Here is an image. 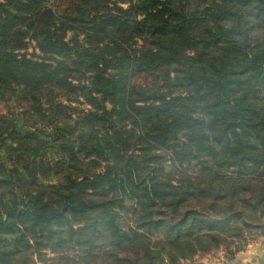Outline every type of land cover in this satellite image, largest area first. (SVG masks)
<instances>
[{
  "label": "trees",
  "instance_id": "1",
  "mask_svg": "<svg viewBox=\"0 0 264 264\" xmlns=\"http://www.w3.org/2000/svg\"><path fill=\"white\" fill-rule=\"evenodd\" d=\"M0 108V264L217 248L264 214V0H0Z\"/></svg>",
  "mask_w": 264,
  "mask_h": 264
},
{
  "label": "rangeland",
  "instance_id": "2",
  "mask_svg": "<svg viewBox=\"0 0 264 264\" xmlns=\"http://www.w3.org/2000/svg\"><path fill=\"white\" fill-rule=\"evenodd\" d=\"M34 45L35 42L30 43L28 52L33 51ZM0 110L3 111L2 108ZM166 171H172L169 164H166ZM173 174L179 176L177 173ZM262 213L258 211L254 219L252 217L254 228L242 226L241 233L226 235L224 245L206 252L200 251L191 258L178 260L176 264H261L264 260V214ZM158 237L155 236L152 240H157ZM159 264H170V261L165 257L164 262Z\"/></svg>",
  "mask_w": 264,
  "mask_h": 264
},
{
  "label": "water",
  "instance_id": "3",
  "mask_svg": "<svg viewBox=\"0 0 264 264\" xmlns=\"http://www.w3.org/2000/svg\"><path fill=\"white\" fill-rule=\"evenodd\" d=\"M261 264H264V260L261 262Z\"/></svg>",
  "mask_w": 264,
  "mask_h": 264
}]
</instances>
